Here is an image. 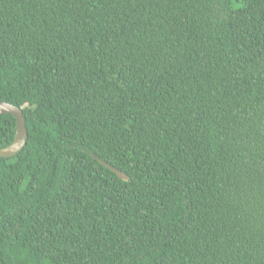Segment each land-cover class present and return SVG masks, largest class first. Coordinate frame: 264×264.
<instances>
[{"label": "trees", "instance_id": "16d2710c", "mask_svg": "<svg viewBox=\"0 0 264 264\" xmlns=\"http://www.w3.org/2000/svg\"><path fill=\"white\" fill-rule=\"evenodd\" d=\"M3 102L0 264H264V0H0Z\"/></svg>", "mask_w": 264, "mask_h": 264}, {"label": "water", "instance_id": "95a60500", "mask_svg": "<svg viewBox=\"0 0 264 264\" xmlns=\"http://www.w3.org/2000/svg\"><path fill=\"white\" fill-rule=\"evenodd\" d=\"M3 115H13L17 120V132L14 142L11 144L10 147L0 150V158H12L18 155L27 145L28 142V130L26 127V119L21 108H18L11 103L3 102L0 103V116ZM94 159L99 160V162L109 168L113 173H115L120 179L123 181H129V177L119 171L118 169L112 167L105 161L98 159L97 157L93 156Z\"/></svg>", "mask_w": 264, "mask_h": 264}]
</instances>
